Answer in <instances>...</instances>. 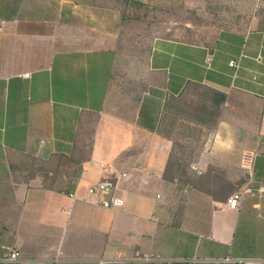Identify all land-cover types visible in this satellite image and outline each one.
Returning a JSON list of instances; mask_svg holds the SVG:
<instances>
[{
	"label": "crops",
	"instance_id": "1",
	"mask_svg": "<svg viewBox=\"0 0 264 264\" xmlns=\"http://www.w3.org/2000/svg\"><path fill=\"white\" fill-rule=\"evenodd\" d=\"M249 3L243 30L155 38L133 77L92 0H0V257L10 245L11 264H264L263 194L230 208L161 177L175 138L192 171L232 167L229 180L253 151L264 187V6ZM91 127L89 159L56 166ZM27 169L78 172L44 189ZM103 178L122 206L87 192Z\"/></svg>",
	"mask_w": 264,
	"mask_h": 264
},
{
	"label": "rangeland",
	"instance_id": "2",
	"mask_svg": "<svg viewBox=\"0 0 264 264\" xmlns=\"http://www.w3.org/2000/svg\"><path fill=\"white\" fill-rule=\"evenodd\" d=\"M133 1L138 4L131 6L128 0H97L95 4L98 8V23L103 25L111 21L117 36L118 52L125 58L127 70L133 75L144 66L145 51L155 38H186L201 43L222 30L245 29L253 12L250 0ZM122 9L124 13L138 10L137 20L121 21ZM105 131V128L100 130V139H103Z\"/></svg>",
	"mask_w": 264,
	"mask_h": 264
},
{
	"label": "trees",
	"instance_id": "3",
	"mask_svg": "<svg viewBox=\"0 0 264 264\" xmlns=\"http://www.w3.org/2000/svg\"><path fill=\"white\" fill-rule=\"evenodd\" d=\"M92 2L95 5L97 0H92ZM128 2L131 6L138 4L133 0H128ZM137 11L138 10H135L133 13H124L122 9L120 12V20H137ZM150 46L151 45L149 44L145 51L146 57L150 52ZM176 102L178 101L176 100ZM181 110L185 112L183 104ZM95 119L98 120V115H96ZM85 133H88V139L87 142H82V146L80 148L81 156L79 158L75 157L74 159L72 156H69L65 159L57 158V160H53L52 162L59 167L63 164H71L73 162L77 164L88 160L91 152L94 128L91 127V129ZM73 146L76 149L77 142H74ZM191 163V151L189 150L187 144L184 141L174 138L171 141L166 164L161 174L162 179L174 183L175 192H179L182 188L188 187L190 190L192 189L205 194L216 203H225L227 197L233 192L238 191L246 180L243 175L236 180H229L226 177L225 170L213 164L207 165L200 174H197L190 169ZM68 170H72V175H75L78 172V169H31L26 171V176L30 178L38 172L43 177V188L52 189V184L56 182L57 178L63 173L67 176V173L69 172ZM54 191L58 192L60 190L54 189Z\"/></svg>",
	"mask_w": 264,
	"mask_h": 264
},
{
	"label": "built area",
	"instance_id": "4",
	"mask_svg": "<svg viewBox=\"0 0 264 264\" xmlns=\"http://www.w3.org/2000/svg\"><path fill=\"white\" fill-rule=\"evenodd\" d=\"M256 6H264V0H254ZM230 66L235 69L238 68L237 61H230ZM254 162L255 154L253 151L245 149L242 151L240 158V169L245 175L246 182L238 190L233 192L227 199L226 205L230 208H237L240 200L246 194L253 195L255 193H260L264 195V187H259L254 189L251 186L254 176ZM193 170H197V167L192 166ZM114 188V182L110 178H103L97 183L88 188L87 192L89 194L101 197L99 203L104 208H118L122 206V200L113 195L112 190ZM3 255L0 257V264H11L18 260L19 253L17 249L13 246H4ZM237 264H260L258 262H248V261H237Z\"/></svg>",
	"mask_w": 264,
	"mask_h": 264
}]
</instances>
